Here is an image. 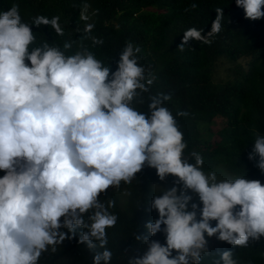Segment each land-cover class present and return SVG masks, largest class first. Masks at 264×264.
I'll return each mask as SVG.
<instances>
[{
  "label": "clouds",
  "instance_id": "clouds-1",
  "mask_svg": "<svg viewBox=\"0 0 264 264\" xmlns=\"http://www.w3.org/2000/svg\"><path fill=\"white\" fill-rule=\"evenodd\" d=\"M236 5L246 19H264V0H236ZM215 11L208 37L222 28L223 9ZM32 24L49 25L64 35L59 17L37 16ZM93 27L87 24L84 31ZM190 39L212 42L189 28L181 51ZM35 40L17 5L0 13V170L6 173L0 178V264H38L42 253L49 247L55 252L68 232L75 237L78 228L87 230L80 234V243L103 249L95 252L92 264H111L108 229L119 217L109 210L115 202H102L101 194L122 182L131 184L146 165L157 170L161 181L177 177L182 188L160 187L150 201L158 218L146 228L153 236L163 232L166 244L135 234L147 247L128 264H201L208 251L205 234L240 247L264 236L261 181L218 179L215 171L203 170L199 153L186 157L188 144L161 99L151 98L150 114L131 106L153 83L139 63L138 46L127 43L112 72L91 51L66 55L48 43L30 50ZM93 43L102 41L93 38ZM63 47L72 45L65 42ZM229 60L222 61L224 67L229 68ZM241 62L245 67L248 58ZM257 157L264 172V135H256L248 156ZM189 190L198 195L202 208L192 203ZM220 259L237 264L231 251Z\"/></svg>",
  "mask_w": 264,
  "mask_h": 264
},
{
  "label": "trees",
  "instance_id": "trees-1",
  "mask_svg": "<svg viewBox=\"0 0 264 264\" xmlns=\"http://www.w3.org/2000/svg\"><path fill=\"white\" fill-rule=\"evenodd\" d=\"M13 5L36 36L30 50L48 43L66 55L91 51L115 72L126 44L138 46L139 63L153 83L147 92H139L131 106L150 114L151 98L161 99L188 144L186 157L193 151L199 153L204 159L203 170L215 171L218 179L244 176L264 184L258 157L248 158L256 135H264V19H246L236 0H0V13ZM217 8L223 9L222 28L208 37ZM41 15L59 17L64 35H57L49 25L32 24ZM87 24L94 25L91 32L84 31ZM193 27L212 42L190 39L181 51L185 31ZM93 38L102 43L94 44ZM65 42L72 47L64 49ZM225 57L231 59L229 68L223 66ZM243 58H248L245 67ZM26 63L31 66L30 61ZM161 94L171 99L164 100ZM5 174L0 170V178ZM177 179L169 175L161 181L157 170L146 165L131 184L122 182L119 188L101 194L102 202H115L109 210L119 217L117 225L108 229L111 264H128L131 257L143 255L147 246L135 240L137 233L166 244L165 234L151 235L146 224L158 218V211L151 209L152 197L160 193V187L176 186ZM192 197V203L202 208L198 195ZM84 218L88 221L87 214ZM83 231L87 230L78 228L75 237L68 232L69 238L56 245L55 252L49 247L38 264H92L95 252L103 249L92 250L80 243ZM205 236L208 251L201 264H222L224 251H231L237 264H264V236L250 240L247 247Z\"/></svg>",
  "mask_w": 264,
  "mask_h": 264
},
{
  "label": "rangeland",
  "instance_id": "rangeland-1",
  "mask_svg": "<svg viewBox=\"0 0 264 264\" xmlns=\"http://www.w3.org/2000/svg\"><path fill=\"white\" fill-rule=\"evenodd\" d=\"M216 126H217V122H216ZM216 126H213V128H215ZM174 185H169L168 186V188H172ZM176 187H178V188H182V186H180V185H176ZM189 195H191V196H193V195H197V194H195V193H193V192H191L190 190H189Z\"/></svg>",
  "mask_w": 264,
  "mask_h": 264
}]
</instances>
